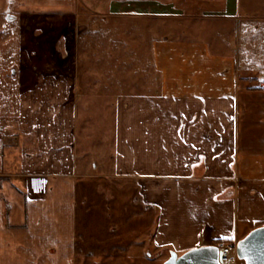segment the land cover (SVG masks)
I'll return each mask as SVG.
<instances>
[{
  "label": "crops",
  "instance_id": "1",
  "mask_svg": "<svg viewBox=\"0 0 264 264\" xmlns=\"http://www.w3.org/2000/svg\"><path fill=\"white\" fill-rule=\"evenodd\" d=\"M238 2L156 0L111 10V1L98 12L107 21L148 18L159 79L145 85L154 92L110 101L115 117H98L110 121L109 135L105 124L96 130L82 123L83 137L97 140L95 154L88 140L79 152L76 101L83 94L68 66L92 8L81 12L80 0H0L1 22L31 18L39 34L46 26L54 31L53 53L24 48L27 61L13 69L20 83L0 82V264L122 263L150 257L149 248L181 254L239 238L236 218L243 225L247 219L226 182L246 169L253 180L245 183L264 189V175L249 172L264 170V75L257 63L264 26L257 39V24H245L247 44L261 50H246L241 67L228 42L242 18ZM134 30L142 34L140 26ZM104 91L115 96L112 88ZM95 94L85 97L98 100Z\"/></svg>",
  "mask_w": 264,
  "mask_h": 264
},
{
  "label": "rangeland",
  "instance_id": "2",
  "mask_svg": "<svg viewBox=\"0 0 264 264\" xmlns=\"http://www.w3.org/2000/svg\"><path fill=\"white\" fill-rule=\"evenodd\" d=\"M83 1L85 4L82 3ZM111 1L113 4L111 10H117L118 5H124L127 7L129 4L150 5L156 2V0H80L82 8V10H80L81 12L83 11L90 14L94 12L92 13L93 16H87L89 19H92L91 21L87 19V17L84 18L83 14L81 16L83 17L81 23H85L79 25V30H81L83 35L80 38L77 48V40L75 38H72L68 43V47H71L70 49H74V47L76 48L75 63H71L68 66L71 65V67L76 69L75 80L78 84V93L83 94V96L81 95V98L76 101V117H79L78 148L80 153H82V143L87 140L94 146L95 154H98V151L100 150L96 144L97 140L94 136L90 139L83 137L84 132L80 128L82 123L89 124L96 130L98 127H101L100 125L105 124L107 129L106 134L109 135L111 132V124L110 121L106 120V122L105 119L107 117H115L116 112V107L109 105L110 101H114L113 99L119 94L154 92L150 86L145 87V85L151 84L152 77L155 81H158L159 79V74L153 73L155 66L151 57V40L145 35V32L148 31L149 27L148 18L147 20H141V22L137 21L136 23L133 21L129 22V20L122 18L125 20V27L120 26V17H112L107 21L103 16L99 15L98 12L104 10L106 5ZM116 1H118L117 6H115ZM238 1L239 7L237 12L242 18H239L237 25L233 24L228 42H230V45L236 47L238 64L241 65V67H244L243 59L244 55H246V50L249 51L251 48H253V51L261 50L258 45L256 46V49L255 47H249L246 41L247 32L245 31L244 26L249 21L257 24L256 27L253 28V33L255 32L254 36L257 39L262 37V27L264 26V0ZM85 5L92 8V12L85 10ZM247 15L252 16L251 19H249V17H244ZM2 19L5 22L8 21L4 18ZM5 22L3 23L0 20V30L1 28L4 29L3 32L0 31V77L6 73H10L11 76H9L6 81L4 79L0 82L19 84L20 75H13V69L16 70L18 65L25 64L27 61L28 56L24 53L25 51H23V49L36 50L41 56L53 53L54 49L51 48V42L54 39V31L53 27L46 26L44 32L39 34L41 31L37 29L36 22L31 18L29 20ZM134 24L137 25L134 26ZM139 26L142 34L134 35L135 27L137 30ZM123 30L128 34L125 35ZM7 37H10V41H8ZM133 47L135 48V51L133 50ZM257 63L260 65L259 71L263 72L262 74L264 75V57H259ZM240 72L243 74L244 69L242 68ZM105 87L114 89L112 93H115V96H111L113 98L102 95V93L105 92ZM88 91L95 92V95H100L98 100L93 99L92 97L86 99L85 92ZM101 97H105L106 100H103ZM103 102L105 103L102 104ZM85 117H92L91 121H88ZM98 117L106 118L103 120ZM93 133L97 134V132L94 131ZM100 140L101 138H99V141ZM102 140H106V144L109 143L108 139L102 138ZM106 149L109 150L108 145L106 146ZM106 152L108 151L106 150ZM263 163L264 162L262 161L261 164ZM252 164L256 165V160H254ZM246 171V169H243L236 175L231 176V179L229 177L226 182V185L233 188L236 192L234 198L238 201V210L243 213L247 219L246 224L243 225L242 219L236 218L235 225L238 228L236 234L238 233L239 238L237 239V237H235L221 241H236L237 244V241L248 233V229L252 230L251 227L253 223L264 221V212H259L264 211V189L263 187L261 189L258 185H254V183H245V179L253 180ZM249 172H251V174L264 175V170L262 169L259 171L249 170ZM254 204L263 205V208H257L255 210L253 209ZM258 209L260 210L258 211ZM242 227L245 228L242 229ZM221 241L219 240L213 243L217 244ZM147 250L152 253L150 257H148L146 253H142V256L139 259L121 260L122 263H119L120 260L116 259H98L94 261V264H163L161 261L163 257L168 258L170 256L168 251L162 252L160 249L155 251L151 248Z\"/></svg>",
  "mask_w": 264,
  "mask_h": 264
},
{
  "label": "water",
  "instance_id": "3",
  "mask_svg": "<svg viewBox=\"0 0 264 264\" xmlns=\"http://www.w3.org/2000/svg\"><path fill=\"white\" fill-rule=\"evenodd\" d=\"M239 258L246 264H264V224L250 230L236 244ZM219 248L214 243L190 248L181 254L175 250L163 264H221Z\"/></svg>",
  "mask_w": 264,
  "mask_h": 264
},
{
  "label": "built area",
  "instance_id": "4",
  "mask_svg": "<svg viewBox=\"0 0 264 264\" xmlns=\"http://www.w3.org/2000/svg\"><path fill=\"white\" fill-rule=\"evenodd\" d=\"M219 248V259L221 264H246L244 259L238 257L236 251V241H221L216 244Z\"/></svg>",
  "mask_w": 264,
  "mask_h": 264
},
{
  "label": "flooded vegetation",
  "instance_id": "5",
  "mask_svg": "<svg viewBox=\"0 0 264 264\" xmlns=\"http://www.w3.org/2000/svg\"><path fill=\"white\" fill-rule=\"evenodd\" d=\"M59 44V46H61V42L60 43H58Z\"/></svg>",
  "mask_w": 264,
  "mask_h": 264
},
{
  "label": "trees",
  "instance_id": "6",
  "mask_svg": "<svg viewBox=\"0 0 264 264\" xmlns=\"http://www.w3.org/2000/svg\"><path fill=\"white\" fill-rule=\"evenodd\" d=\"M249 232V231H248ZM221 241V240H220Z\"/></svg>",
  "mask_w": 264,
  "mask_h": 264
},
{
  "label": "bare ground",
  "instance_id": "7",
  "mask_svg": "<svg viewBox=\"0 0 264 264\" xmlns=\"http://www.w3.org/2000/svg\"><path fill=\"white\" fill-rule=\"evenodd\" d=\"M242 259V258H241Z\"/></svg>",
  "mask_w": 264,
  "mask_h": 264
}]
</instances>
